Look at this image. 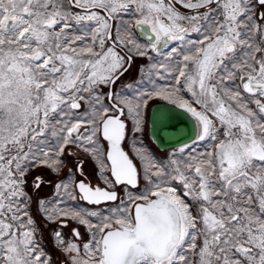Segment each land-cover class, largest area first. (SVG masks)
Here are the masks:
<instances>
[{"label": "snow or ice", "instance_id": "6c2138e0", "mask_svg": "<svg viewBox=\"0 0 264 264\" xmlns=\"http://www.w3.org/2000/svg\"><path fill=\"white\" fill-rule=\"evenodd\" d=\"M0 264H264V0H0Z\"/></svg>", "mask_w": 264, "mask_h": 264}]
</instances>
